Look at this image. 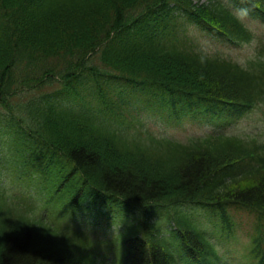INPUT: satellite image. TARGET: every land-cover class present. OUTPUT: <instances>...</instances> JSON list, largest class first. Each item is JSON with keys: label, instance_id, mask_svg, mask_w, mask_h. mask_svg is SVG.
I'll use <instances>...</instances> for the list:
<instances>
[{"label": "trees", "instance_id": "1", "mask_svg": "<svg viewBox=\"0 0 264 264\" xmlns=\"http://www.w3.org/2000/svg\"><path fill=\"white\" fill-rule=\"evenodd\" d=\"M226 1L258 17L241 22ZM262 25L264 0H0V162L11 155L20 182L45 186L52 214L28 191L0 194V264H95L100 238L61 212L116 207L125 219L105 247L123 264L205 255L193 202L264 221L263 138L149 127L264 117ZM160 215L177 227L161 230Z\"/></svg>", "mask_w": 264, "mask_h": 264}, {"label": "rangeland", "instance_id": "2", "mask_svg": "<svg viewBox=\"0 0 264 264\" xmlns=\"http://www.w3.org/2000/svg\"><path fill=\"white\" fill-rule=\"evenodd\" d=\"M201 1H205V0H201ZM246 129H255V130H259L264 128V122L262 121H250L244 124ZM172 131V130H170ZM176 135H179L180 137H185L187 134H181V133H177Z\"/></svg>", "mask_w": 264, "mask_h": 264}]
</instances>
